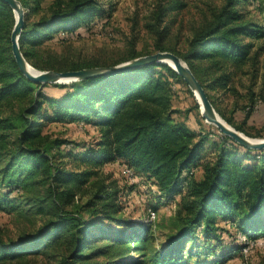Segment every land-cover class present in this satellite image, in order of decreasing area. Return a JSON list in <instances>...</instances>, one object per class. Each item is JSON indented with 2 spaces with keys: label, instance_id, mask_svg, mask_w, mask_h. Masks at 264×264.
Returning <instances> with one entry per match:
<instances>
[{
  "label": "trees",
  "instance_id": "trees-1",
  "mask_svg": "<svg viewBox=\"0 0 264 264\" xmlns=\"http://www.w3.org/2000/svg\"><path fill=\"white\" fill-rule=\"evenodd\" d=\"M18 1L27 8L18 46L37 69L106 66L140 54L135 33L125 52L110 60L68 46L43 49L42 42L59 31L78 35V28H87L104 9L97 0H51L42 12L41 0ZM246 1L256 0H223L208 14L202 12L182 50L165 43L172 19L164 18L183 1L158 4L149 23L153 48L177 54L213 108L234 128L256 137L258 130L250 132L224 116L208 93L227 87L244 64L252 73L257 68L264 46L255 41L264 37V25L245 16L241 5ZM13 21L11 7L0 0V207L30 226L14 237L0 234V264H27L37 256L45 264H220L230 251L241 252L243 242L224 243L221 231L229 229L218 219L248 239L262 234L264 148L244 146L219 132L212 155L202 157L207 133H195L172 116V83H185L172 67L151 61L67 83L40 84L26 78L13 59ZM45 85L63 89L47 93ZM256 98L244 105L242 121ZM53 120L89 122L97 136L85 144L49 136L43 128ZM62 143L80 147L62 148ZM115 159L133 174L150 178L160 196L178 195L160 239L151 220L120 214L116 179L99 168ZM197 166L200 174L194 177Z\"/></svg>",
  "mask_w": 264,
  "mask_h": 264
},
{
  "label": "rangeland",
  "instance_id": "rangeland-1",
  "mask_svg": "<svg viewBox=\"0 0 264 264\" xmlns=\"http://www.w3.org/2000/svg\"><path fill=\"white\" fill-rule=\"evenodd\" d=\"M50 1H40L42 12L45 11ZM168 1L170 0H97L101 8L104 9L103 13L94 15L87 28L80 26L78 35L65 34L59 31V33L53 34L51 38L45 39L41 47L61 51L68 46L73 51L92 53L91 55L99 60H110L116 58L121 52H125L129 46L131 34L135 33L134 48L140 53L139 55L153 52L155 50L153 48L155 33L150 29V23L153 21L152 12L158 4H164ZM181 1L184 2V5L179 9L168 12L164 18V20L172 19L168 22L169 32L165 38V43L179 50L185 47L192 24L201 18L202 12L208 14L210 7H217L223 2V0ZM241 6L245 16L264 25V0L246 1ZM23 9L26 11L27 8L23 7ZM36 16L37 14H34L30 18ZM255 43H263L264 46V37L257 39ZM28 66L36 69L32 65ZM42 88L47 93H58L63 89L53 85H45ZM188 89L186 82L183 83L177 80L172 83L171 106L174 108L172 116L175 119L183 120L195 133L198 131L207 133V137L202 142L201 152L202 157L211 156L215 145L214 140L219 138L220 130L213 123L205 121L200 115L198 107L193 106L196 97ZM208 93L224 116L231 118L235 123H241L250 132L258 130L260 135L256 137H264V99L259 97L262 95L264 98V50L259 56L254 73H252L251 66L248 63L244 64L240 70L234 71L231 75L227 87H217L209 90ZM253 96L257 97L256 101H254L252 109L249 110L247 119L242 121L246 110L244 105H247L250 97ZM215 112L218 113L216 110ZM220 117L223 118L221 115ZM43 131L49 136L67 138L80 144L92 143L97 136L93 124L82 121H48ZM196 137L197 135H195ZM69 146L73 150L80 147L69 143L60 145L62 148ZM123 163L122 160L115 159L112 162H103L99 165L100 170L110 172L111 176L116 179L117 201L121 206L120 214L129 219L151 220V228L157 239H160L163 227L168 223L178 195L160 196L156 186L146 175L136 173V179L129 180L121 172ZM199 174L200 167L197 166L193 175L198 177ZM147 207H153V218L146 216ZM217 222L229 229V232L221 231V239L224 243H229L232 240L241 242L242 233L236 231L234 226L219 219ZM26 225L27 220L25 218L0 207V234L3 238L14 237L21 228L30 226ZM249 239L254 240L251 246L241 252L230 251L220 264L264 262V230L261 235ZM225 249L223 247L220 252H224ZM45 260L42 256H37L34 260H29L27 264H45ZM140 264L148 263L142 262Z\"/></svg>",
  "mask_w": 264,
  "mask_h": 264
},
{
  "label": "water",
  "instance_id": "water-1",
  "mask_svg": "<svg viewBox=\"0 0 264 264\" xmlns=\"http://www.w3.org/2000/svg\"><path fill=\"white\" fill-rule=\"evenodd\" d=\"M12 9L14 21L9 32L10 50L13 59L26 78L37 83L47 82H69L76 79H81L87 76L108 73L125 68H130L144 62H165L172 67L187 83L193 94H196L195 100L198 103L200 115L213 123L220 132L227 134L238 143L252 148H264V137H251L242 131L228 124L218 113L215 112L211 102L207 98L202 86L191 72L185 62L175 53L169 50H155L150 53L137 55L129 59L121 60L114 64L106 66H87L76 69H27L23 55L18 46L19 32L23 26L24 9L18 0H5ZM167 60H170V64Z\"/></svg>",
  "mask_w": 264,
  "mask_h": 264
},
{
  "label": "built area",
  "instance_id": "built-area-1",
  "mask_svg": "<svg viewBox=\"0 0 264 264\" xmlns=\"http://www.w3.org/2000/svg\"><path fill=\"white\" fill-rule=\"evenodd\" d=\"M121 172L129 180L136 179V176H135V174H133L131 167L129 165H127L126 163H123V166H121ZM146 216L148 218H153L154 210L151 209L150 207H147ZM242 236H243V238H241V242H243V245L241 246V251H245L249 246H251L253 244L254 240L246 238L243 234H242Z\"/></svg>",
  "mask_w": 264,
  "mask_h": 264
},
{
  "label": "bare ground",
  "instance_id": "bare-ground-1",
  "mask_svg": "<svg viewBox=\"0 0 264 264\" xmlns=\"http://www.w3.org/2000/svg\"><path fill=\"white\" fill-rule=\"evenodd\" d=\"M170 64H172V62L170 61V60H167ZM28 65H30L27 61L25 62V68H27V69H30V70H33L30 66H28ZM195 95V97H196V94H194ZM197 98V97H196ZM207 121V120H206ZM207 122H209V121H207Z\"/></svg>",
  "mask_w": 264,
  "mask_h": 264
}]
</instances>
